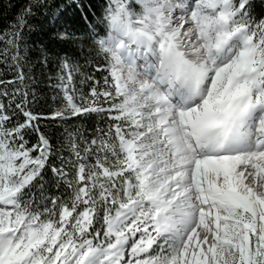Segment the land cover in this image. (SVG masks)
Instances as JSON below:
<instances>
[{"label":"snow or ice","instance_id":"obj_1","mask_svg":"<svg viewBox=\"0 0 264 264\" xmlns=\"http://www.w3.org/2000/svg\"><path fill=\"white\" fill-rule=\"evenodd\" d=\"M48 7L21 0L0 28V264H264V10L72 0L103 63L58 57L45 115L30 37ZM93 114L104 127L59 146L41 125Z\"/></svg>","mask_w":264,"mask_h":264},{"label":"trees","instance_id":"obj_2","mask_svg":"<svg viewBox=\"0 0 264 264\" xmlns=\"http://www.w3.org/2000/svg\"><path fill=\"white\" fill-rule=\"evenodd\" d=\"M21 0H0V28H3L12 22L17 12ZM257 12L264 10V4L260 0H255ZM72 0H49V7L37 13L32 20L34 31L31 33L32 59L37 61L40 57V48L47 49L50 64L41 68L38 64L35 70L37 93L36 103L33 110L45 115L50 114L61 103L59 97L53 99L55 93L50 86L48 77L54 75L56 71L57 58L65 53L72 55L82 66L85 72H92L96 63H103L102 57H98L94 45L88 37L89 25L81 18L80 10L75 7H69ZM97 5L103 3V0H96ZM101 7L89 10V20L98 22L97 17L102 13ZM102 30V27H101ZM75 33L82 39L61 41L57 39L60 32ZM91 61V64L86 63ZM100 76V73H96ZM43 130L52 138L53 142L59 146L63 130L65 128H76L81 133L91 136L97 127H104V124L94 114L91 116L76 117L67 122L55 120H42ZM34 140V137H33ZM52 175L46 172L44 176L45 193L59 195L61 190H57L51 183ZM40 190H35V197L39 199Z\"/></svg>","mask_w":264,"mask_h":264}]
</instances>
